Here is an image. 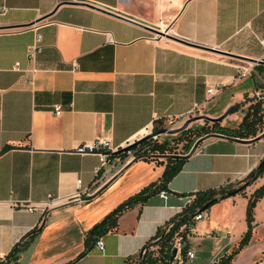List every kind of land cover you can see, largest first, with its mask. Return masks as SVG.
<instances>
[{"label": "crops", "instance_id": "0c3cea01", "mask_svg": "<svg viewBox=\"0 0 264 264\" xmlns=\"http://www.w3.org/2000/svg\"><path fill=\"white\" fill-rule=\"evenodd\" d=\"M62 1L0 0V256L23 245L18 264L75 260L85 250L88 231L125 199L159 182L164 171L165 164L147 158L120 165L114 153L97 176L99 158L79 155L76 147L105 138L119 150L156 123L189 117L231 130L248 106L245 100L264 94V65L249 62L264 54V0ZM85 3L156 29L165 23L167 36ZM38 19L43 47L27 84L14 65L29 64L35 32L25 25ZM239 68L250 73L237 79ZM215 83L222 89L209 97L206 88ZM236 104L241 106L234 126L216 120ZM55 106L61 107L58 117ZM211 134L217 136L181 159L165 188L123 212L117 229L98 237L102 252L94 238L73 264H132L201 193L241 186L264 156V137L240 142ZM263 184L264 172L201 212L186 234L187 250L196 255L204 245L206 264L217 253L222 264L247 231L248 199ZM77 189L89 193L84 202L28 210ZM163 190L166 199L159 195ZM257 262H264V197L253 210L249 243L229 264Z\"/></svg>", "mask_w": 264, "mask_h": 264}, {"label": "trees", "instance_id": "16d2710c", "mask_svg": "<svg viewBox=\"0 0 264 264\" xmlns=\"http://www.w3.org/2000/svg\"><path fill=\"white\" fill-rule=\"evenodd\" d=\"M245 102L248 103V106L244 111L240 122L234 129L227 130L225 128L220 127L218 123L214 122L210 126L209 130L206 127L201 128L202 135L209 133H219L237 139L248 140L253 139L259 134H261L264 131V101L262 98L253 97L247 98ZM240 106L241 104H236L230 107L229 113L237 110ZM132 149H136L137 152L136 157L134 159H137L139 156H142L144 154L145 158L154 160L155 156L153 155H164L166 153L164 144L157 143L156 141H145ZM189 149L190 145L187 146V151H189ZM181 162L182 161L178 159H166L165 163H163V161L158 162L159 164H165L164 171L159 182L150 183L135 195L128 197L123 202H121L115 209L105 215V217L100 222L96 223L87 233V236L85 238V250L80 253L76 259L82 257L87 252L89 242L92 239L115 231L117 229V220L123 212H125L134 205L143 204L153 193L165 188L169 180L180 169ZM263 171L264 166H262L258 170L254 180L259 177ZM253 172L254 170L247 175L243 182H246L251 177ZM234 189V185H229L218 190H209L201 193L195 203L183 209V211L171 221L172 227L170 228L169 232L166 233V235L162 236L163 230H161L155 236V238H158V241L155 244H158L159 242L161 243L157 251L158 255L160 256V259H156V257H151L150 254L152 253H149L148 255L142 258L140 264H155V262H159V264H162V262L163 264H168L170 261V253L173 249L172 242L174 236L179 235L181 241L185 242V235L188 233V229H190L194 225V217L196 214H198L201 208L213 198L228 193ZM262 197H264V184L257 188L249 197L245 211L247 231L240 239L238 246L230 253V255L222 259V264H229L233 256L249 243L252 233L253 210L256 206V203ZM23 248V245H20L18 247L15 246L7 255L6 264H18L19 254L23 250ZM185 252V248L183 247L180 250V253L183 255ZM75 260L67 264H73Z\"/></svg>", "mask_w": 264, "mask_h": 264}, {"label": "built area", "instance_id": "2783aa9c", "mask_svg": "<svg viewBox=\"0 0 264 264\" xmlns=\"http://www.w3.org/2000/svg\"><path fill=\"white\" fill-rule=\"evenodd\" d=\"M3 9H0L2 11ZM32 30L35 32L34 40L31 45L28 46L27 48V59L29 64L25 68H20L19 63H16L14 65V69L18 72H20L21 77H24L26 79L27 84L32 83V75L34 72L37 70V66L35 65L36 58L38 54L42 50V37L38 32V29L41 27L40 22L34 23L31 25ZM165 33V32H164ZM263 47L264 44L262 43ZM260 61H264V54L259 59ZM250 73V69H237V74L236 78L240 79L244 77L245 75ZM222 89V84L221 83H215L212 85L207 86L206 88V93L209 97H214L217 95V93ZM53 114L58 117L61 115V107L60 106H55L53 108ZM149 133H151L149 131ZM148 134V133H147ZM145 134V135H147ZM144 135V136H145ZM143 137V136H142ZM157 136H152L150 139L146 141H155ZM117 149L113 148L110 141L105 138H98L93 140L92 142L89 143H83L76 147L74 150L77 154L79 155H87V154H92L96 155L99 158V165L95 169V175H100L103 173L105 168H107L110 164V159L112 155L115 153ZM149 154V153H148ZM145 158L144 154L142 156H139L137 159H142ZM132 158L131 160H133ZM89 193H85L84 191L81 192L79 189H77L72 195L65 197L62 200H52L48 199L42 203H39L35 207H28V210H33V209H39L42 212L46 211L47 209H50L52 207L64 204V203H70V202H84L85 198L88 197ZM159 195L161 198L166 199L168 197V193L166 191H160ZM201 213L196 214L194 217V221H197L201 218ZM172 224H168L165 229V233H168L169 229L171 228ZM95 247L99 251H103L104 249V244L101 238H97L95 241ZM148 248L149 247H144L141 251L142 257L146 256L148 253ZM185 257L189 260H192L195 258V252L192 250H187L185 252ZM221 261L220 254L217 253L214 255L212 260L210 261V264H219ZM170 262V261H169ZM7 263V257H2L0 256V264H6ZM155 264H159V262H155ZM255 264H264V262H257Z\"/></svg>", "mask_w": 264, "mask_h": 264}, {"label": "rangeland", "instance_id": "374dc122", "mask_svg": "<svg viewBox=\"0 0 264 264\" xmlns=\"http://www.w3.org/2000/svg\"><path fill=\"white\" fill-rule=\"evenodd\" d=\"M164 26H166L165 23H161L158 26L159 28H157V29L161 32H165ZM262 99L264 101V98H262ZM239 108L237 110L229 113L225 117L224 123L226 125L232 127L236 124L237 116H239V113H238ZM202 127H206L209 130L210 123H207L206 121H204L202 117H200V118L189 117L186 120H183L179 123H171V122L156 123L150 132H155V131H160V130L165 131V132L159 134L155 140L157 143L164 144L165 149H166V153L164 155H167V154H169V155L170 154L171 155H185L189 152V151H187L188 145H190V148H191L196 140L207 135V134L202 135V131H201ZM227 130H230V129L227 128ZM209 134H211V133H209ZM133 142H135V141H133ZM136 153H137L136 149L135 150L130 149L129 151L122 153L119 156L120 157V162H119L120 165H123L126 162H128L129 160H131L132 158H135ZM155 155H158V154H155ZM165 160H166L165 158L156 156L153 161L158 163L160 161L164 162ZM235 188H237V187H235ZM165 229H166V227H165ZM165 229H163L162 236L166 235ZM157 239L158 238H156V240ZM185 239H186V235H185ZM155 243L156 242H153V244L151 246H149L147 253L148 254L152 253V254H150L151 257H156V259H160V256L158 255L157 251H158L161 243L160 242L158 244H155ZM172 245H173V247H177L179 249V252L183 247L185 248V251H187V247L184 244V242L181 241V238L179 235L174 236ZM200 247L202 250L199 249V251L195 255L194 259H192V260H189L187 258L184 259V254L182 255L179 253L180 254L179 258L176 257L173 261L169 262L168 264H206L207 258L209 256L207 248L204 245H201ZM137 262H138V259H136L132 264H137ZM162 264H163V262H162Z\"/></svg>", "mask_w": 264, "mask_h": 264}, {"label": "water", "instance_id": "95a60500", "mask_svg": "<svg viewBox=\"0 0 264 264\" xmlns=\"http://www.w3.org/2000/svg\"><path fill=\"white\" fill-rule=\"evenodd\" d=\"M70 2H72V1H69V0H64V1H62V3H70ZM75 2H78V1H75ZM85 4H86L87 6H91V7L95 8V9H97V10H99V11L105 12V13H107V14H109V15H112V16H115V17H118V18H120V19H123V20L129 21V22H133V23H136V24H140V25L144 26L146 29H148L149 31H151L152 33H154L155 35H158V36H167L166 32H165V33H164V32H161V31H159L158 29H156V28H154V27H152V26L145 25V24H143V23H139V22H137V21H134L133 19H129V18H127V17H125V16H122V15H120V14H118V13H115L114 11H110V10H108V9H103V8L98 7V6L91 5V4H89V3H85ZM42 20H43V19H38L36 22H40V21H42ZM31 25H32V24H30V25H25V27H28V26H31ZM171 38L180 41L179 39H176V38H174V37H171ZM180 42H183V41H180ZM206 50L213 51V52H215V53H219V54H223V55H227V53H224V52H222V51L215 50V49H206ZM249 62H251V63H253V64L264 65V61L262 62V61H260V60H249ZM262 96H263V98H264V94H262ZM229 109H230V108H228V109H227V110H226V111H225V112H224V113H223L218 119H216V120H221V119L225 118V117L229 114ZM202 118H204V117H202ZM214 121H215V120H214ZM163 132H165V131H164V130H160V131H155V132L148 133L147 135H145V136L139 138L138 140H136L135 142H132V143H130L129 145H127V146H125V147H122L121 149L115 151V154H116V155H120V154H122V153H124V152H127V151H129L130 149L134 148L135 146H137V145H139V144L145 142L146 140L150 139L152 136H158L159 134H161V133H163ZM213 136H217V135H216V134H207V135H205V136L199 138L198 140H196V141L194 142V144L192 145V147L190 148L189 152H188L186 155H171V154L169 155V154H167V155H153V156H155V157H156V156H157V157H162V158H165V159H178V160H181V159H184V158H185L186 156H188L189 154L193 153V152L197 149L198 145L200 144V142H201L202 140H204V139H206V138H208V137H213ZM262 137H264V131H263L260 135H258L257 137H255V138H253V139H248V140L237 139V140L240 141V142H253V141H256V140H258V139H261ZM133 160H135V159H133ZM262 166H264V156H263V158L261 159V161L259 162V164L256 166V168L254 169V172H253V174L251 175V177H250L246 182H244L241 186L235 188L234 190H232V191H230V192H228V193H225V194H223V195H219V196L213 198L212 200L208 201V202H207V203L201 208V210L198 212V214L201 213V212H203V211H205V210H207L212 204L216 203L217 201L222 200V199H225V198H227V197L234 196V195L238 194L239 192H241L242 190H244L248 185H250V183H252V181H254V178H255V176H256V173L258 172V170H259ZM86 198H87V197H86ZM86 198H85V200H86ZM157 241H158V239L155 240L154 242H157ZM152 244H153V243H152ZM152 244L147 245L146 247H149V246H151ZM177 252H178V248H177V247H173V249H172V251H171V253H170V262L173 261V259L175 258ZM142 258H143V257H142V255H141V253H140L137 264H140V263H141Z\"/></svg>", "mask_w": 264, "mask_h": 264}, {"label": "bare ground", "instance_id": "6f19581e", "mask_svg": "<svg viewBox=\"0 0 264 264\" xmlns=\"http://www.w3.org/2000/svg\"><path fill=\"white\" fill-rule=\"evenodd\" d=\"M164 29H166L165 27H164ZM165 31V30H164Z\"/></svg>", "mask_w": 264, "mask_h": 264}]
</instances>
